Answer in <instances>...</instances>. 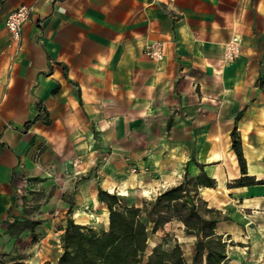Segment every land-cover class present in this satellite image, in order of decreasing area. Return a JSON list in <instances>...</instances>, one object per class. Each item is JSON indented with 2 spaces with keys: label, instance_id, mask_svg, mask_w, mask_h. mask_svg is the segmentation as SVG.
I'll return each instance as SVG.
<instances>
[{
  "label": "crops",
  "instance_id": "0c3cea01",
  "mask_svg": "<svg viewBox=\"0 0 264 264\" xmlns=\"http://www.w3.org/2000/svg\"><path fill=\"white\" fill-rule=\"evenodd\" d=\"M22 6L31 14L16 51L5 21ZM233 35L240 55L226 63ZM151 43L161 61L145 54ZM234 125L247 176L264 181V0H0V239H36L7 234L30 204L20 188H54L44 244L68 210L107 229L98 187L150 200L185 171L197 176L198 163L216 183L200 193L224 217L215 234L227 264H262L264 184H232ZM162 239H177L190 262L195 236L180 222L150 236L147 253ZM37 247L30 263L50 261Z\"/></svg>",
  "mask_w": 264,
  "mask_h": 264
},
{
  "label": "trees",
  "instance_id": "16d2710c",
  "mask_svg": "<svg viewBox=\"0 0 264 264\" xmlns=\"http://www.w3.org/2000/svg\"><path fill=\"white\" fill-rule=\"evenodd\" d=\"M29 125L28 122L24 126ZM230 140L241 174L232 184L236 187L264 184L263 180L255 181L247 176L235 125ZM196 166L197 176L190 177L185 171L177 185L160 191L150 200L130 203L125 196L110 194L98 187L97 200L108 212L107 229L78 225L68 210L64 226L59 229V254L55 263L44 264H227V244L215 234L216 224L224 217L208 209L200 193L201 189L215 188L216 183L205 173L204 165L196 163ZM173 221L183 225L186 235L195 236L190 262L185 260L177 241L171 239H162L147 253L148 238ZM39 225L37 220L15 218L7 225V234L16 238L25 231L33 233ZM3 256L0 254V264H14L1 259Z\"/></svg>",
  "mask_w": 264,
  "mask_h": 264
},
{
  "label": "rangeland",
  "instance_id": "374dc122",
  "mask_svg": "<svg viewBox=\"0 0 264 264\" xmlns=\"http://www.w3.org/2000/svg\"><path fill=\"white\" fill-rule=\"evenodd\" d=\"M74 182L78 183L80 182V180L75 179ZM53 189H54L53 187L50 188L48 186L40 187L39 190H35L33 186L30 188H27V187L24 188V191L21 188L18 189V195L22 199L21 202L24 205L26 204V202L30 203L24 212L25 217H22V218L30 219V217H32L31 220H34L35 218H37L39 219L37 221L40 222V225L36 227V229L33 232L34 237L36 238L35 240L34 239H0V254L5 255L1 257V259L7 261L8 263L31 264L30 263L31 258L34 256V254L29 252V249H31L33 246H38L36 250H41L40 247L44 246L45 248H48V251H49L47 253L48 258H50L49 262L55 263L56 257L58 256L59 251H60V248L58 247L59 240L58 239H47L44 244H41L40 241L45 240V239H37L40 236L42 237L44 234H46L44 222L47 221L46 220L47 218H42V216L46 214L44 213V208L50 202V199L53 196ZM124 194L125 192H122V195ZM66 195H67L66 196V199H67L69 195L68 194ZM125 197L130 203L138 202L140 200L137 194L129 195ZM63 221H65V218L63 219ZM55 228L56 230H59L60 226L57 225L55 226ZM171 240H174V239H171ZM183 250L185 251V253H187L186 247H184ZM260 263L264 264V259L261 260Z\"/></svg>",
  "mask_w": 264,
  "mask_h": 264
},
{
  "label": "built area",
  "instance_id": "2783aa9c",
  "mask_svg": "<svg viewBox=\"0 0 264 264\" xmlns=\"http://www.w3.org/2000/svg\"><path fill=\"white\" fill-rule=\"evenodd\" d=\"M31 14L29 7H19L11 12L5 21V27L9 33L11 41L16 46V51L20 48V40L22 33V26L26 22ZM145 54L152 61H161L164 57V50L161 43H151L147 45ZM240 55V40L238 35H233L231 39L226 43L223 51V60L226 63H232ZM78 165V162L74 163ZM22 191V190H21ZM20 192V191H19Z\"/></svg>",
  "mask_w": 264,
  "mask_h": 264
},
{
  "label": "bare ground",
  "instance_id": "6f19581e",
  "mask_svg": "<svg viewBox=\"0 0 264 264\" xmlns=\"http://www.w3.org/2000/svg\"><path fill=\"white\" fill-rule=\"evenodd\" d=\"M111 189V188H110Z\"/></svg>",
  "mask_w": 264,
  "mask_h": 264
}]
</instances>
